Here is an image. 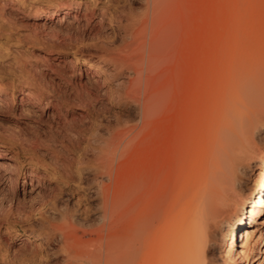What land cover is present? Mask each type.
<instances>
[{
    "label": "bare ground",
    "instance_id": "bare-ground-1",
    "mask_svg": "<svg viewBox=\"0 0 264 264\" xmlns=\"http://www.w3.org/2000/svg\"><path fill=\"white\" fill-rule=\"evenodd\" d=\"M190 1L188 36L168 22L182 11H173L179 0L169 9L166 0H129L116 20L118 40L92 47L68 19L70 8L57 7L63 46L81 44L87 81L78 85L65 61L59 82L42 73L26 78L27 91L0 85V116L18 117L23 92L22 115L49 116L46 141H68L66 149L88 143L77 172L98 201L95 218L80 222L56 197L39 222L45 237L23 240L54 245L56 264H219L228 239L230 264L248 257L264 215V0ZM95 67L116 85L110 94L90 72ZM63 82L75 86L69 91ZM108 94L124 112L114 126L97 115L88 128L84 113L96 112ZM64 161L72 179L75 155ZM259 164L258 188L249 190ZM30 176L39 188L41 176Z\"/></svg>",
    "mask_w": 264,
    "mask_h": 264
},
{
    "label": "rangeland",
    "instance_id": "rangeland-1",
    "mask_svg": "<svg viewBox=\"0 0 264 264\" xmlns=\"http://www.w3.org/2000/svg\"><path fill=\"white\" fill-rule=\"evenodd\" d=\"M127 1L129 2V0H0V85H5L10 92L12 89L26 87L27 84L24 83L31 74L38 77L43 75L42 73H50L57 78V73L63 71L65 61L73 63L72 66L77 70L79 81H74V84L77 82L79 85L80 79L85 83L88 78L86 70L89 66L80 57L81 44H78L79 46L73 44L68 48L63 46L64 35L61 32L60 22L63 17L54 15V10L57 7L70 8L72 18L68 19L85 30L84 45L92 47L101 42L118 40L117 19L121 15L123 6L127 5ZM175 1L178 3V0H171L169 4V0H166L168 9L172 3V8L176 6ZM181 2L184 3V8L183 3L178 7ZM179 3L177 9L175 7L173 11H178L180 8L182 11L181 9L180 13L175 11V14L178 13L175 19L173 18L176 21H171L172 18L169 17L168 22L171 24V30L181 35L186 31L188 33L184 36H188L191 25L188 12L192 2L179 0ZM134 7L140 9L141 5L135 2ZM210 24L211 21L208 22V25ZM90 72L103 83L109 94L115 89L116 85L109 80L105 69L95 67ZM57 81H60L59 77ZM63 84L69 91L74 88V84L68 85L65 82ZM109 94L101 98L102 102L98 104L96 112L84 113L87 115L88 124L96 123L97 115L102 119L105 118L104 126L108 123L112 126L116 124V118L124 112V108ZM19 96L18 117L0 116V264L61 263L60 256L54 251V245L50 246L51 244L47 243L44 245L35 238L29 242L23 240L27 233L45 237L46 231H43L39 222L56 197L60 199V204L67 206L80 222L95 218L98 201L90 198V193L77 172L82 165L78 158L85 153L88 143L86 140H81L75 148L69 146L70 148L66 149L64 144H68V141L60 138H57L56 144L46 141L49 116L40 110H36L35 115H22L21 99L26 94L22 92L18 94ZM48 109L46 108V111ZM73 109L76 114L83 113L80 107ZM104 126L100 132L106 135ZM38 138L40 142H36ZM262 139L264 144V134ZM57 154H60L58 161ZM73 155L76 160L73 169L77 176L74 173L71 179L65 173L64 157ZM31 173L41 176L39 188L37 179H34V187L31 186L33 179ZM261 174L262 166L259 164L247 184L249 190L254 191L258 188ZM71 185L76 189L71 191L69 189ZM12 199L14 200L12 215L3 216ZM24 201H27L25 206L19 207ZM242 239L243 236L239 238L236 247L241 245ZM230 242L228 239L218 251L219 264H230L227 255ZM263 250L264 215L260 218V224L255 228L250 241L248 257L245 258L241 254V260H236V264H264ZM53 251L56 254L53 255ZM239 251L242 253V249Z\"/></svg>",
    "mask_w": 264,
    "mask_h": 264
}]
</instances>
